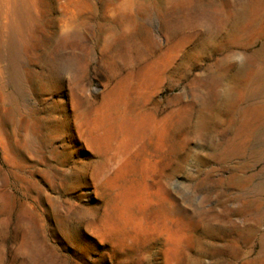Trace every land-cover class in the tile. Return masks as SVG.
I'll list each match as a JSON object with an SVG mask.
<instances>
[{
	"label": "rangeland",
	"instance_id": "1",
	"mask_svg": "<svg viewBox=\"0 0 264 264\" xmlns=\"http://www.w3.org/2000/svg\"><path fill=\"white\" fill-rule=\"evenodd\" d=\"M0 264H264V0H0Z\"/></svg>",
	"mask_w": 264,
	"mask_h": 264
}]
</instances>
